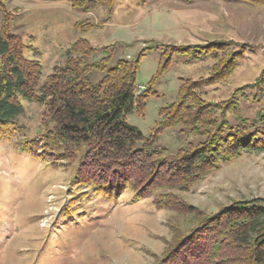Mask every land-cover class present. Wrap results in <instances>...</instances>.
Segmentation results:
<instances>
[{"label": "rangeland", "instance_id": "1", "mask_svg": "<svg viewBox=\"0 0 264 264\" xmlns=\"http://www.w3.org/2000/svg\"><path fill=\"white\" fill-rule=\"evenodd\" d=\"M260 2L0 0V27L6 14L8 28L26 47L24 58L41 66L39 85L65 65L78 39L89 42L96 58L110 56L111 65L139 60L137 91L147 99L144 111L126 122L145 137L156 135L160 109L175 101L182 84L203 82L225 66L226 79L204 84L195 94L216 108L223 126L264 134ZM235 56L230 74L227 64ZM100 78L90 76L93 84ZM22 104L18 131L0 140V264H155L180 232L203 217L235 202L264 201V152L223 163L188 190L160 189L142 201L127 190L104 200L73 185L75 165L53 164L39 150H24L36 145L45 122L42 107ZM181 130L178 125L156 135L167 158L203 139ZM159 196L167 197L166 208L154 204Z\"/></svg>", "mask_w": 264, "mask_h": 264}, {"label": "trees", "instance_id": "2", "mask_svg": "<svg viewBox=\"0 0 264 264\" xmlns=\"http://www.w3.org/2000/svg\"><path fill=\"white\" fill-rule=\"evenodd\" d=\"M260 1L243 0L257 5ZM4 16L0 27V140L18 131L23 102L42 107L44 131L33 148L30 144L24 150L31 155L39 150L53 164L75 165L73 185L108 201L129 190L133 200L142 201L160 189L188 190L221 164L242 154L264 152L262 132L223 126L214 116L216 108L195 94L204 84L226 79L225 66L203 82L182 84L175 101L160 109L162 121L155 128L156 135L179 125L182 133L203 136L167 158L156 146V135L145 137L126 122L128 115L144 111L147 99L137 91L139 60H118L111 65L110 56L96 58L97 51L89 42L78 39L66 52L65 65L56 67L39 85L41 66L24 58L26 47L8 28ZM238 60L235 56L233 65L228 62L230 74ZM92 73L101 76L96 84L91 82ZM166 199L159 196L154 204L166 208ZM155 264H264V201L235 202L203 217L195 228L180 232Z\"/></svg>", "mask_w": 264, "mask_h": 264}]
</instances>
